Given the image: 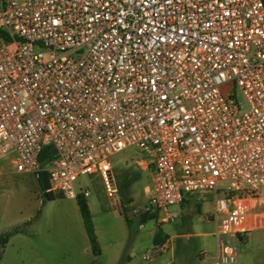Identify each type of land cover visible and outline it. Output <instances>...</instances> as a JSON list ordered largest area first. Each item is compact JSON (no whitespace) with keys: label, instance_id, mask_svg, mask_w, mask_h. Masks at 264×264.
Masks as SVG:
<instances>
[{"label":"built area","instance_id":"built-area-1","mask_svg":"<svg viewBox=\"0 0 264 264\" xmlns=\"http://www.w3.org/2000/svg\"><path fill=\"white\" fill-rule=\"evenodd\" d=\"M129 146L141 213L175 222L210 193L214 264H238L264 227V0H0V163L57 198L90 197L82 176L113 196Z\"/></svg>","mask_w":264,"mask_h":264},{"label":"rangeland","instance_id":"rangeland-1","mask_svg":"<svg viewBox=\"0 0 264 264\" xmlns=\"http://www.w3.org/2000/svg\"><path fill=\"white\" fill-rule=\"evenodd\" d=\"M142 159L146 156L136 146L110 157L118 181L113 196L107 194L99 176H82L77 183L91 192L87 200L100 239V256L92 254L77 199L59 196L42 205L44 198L36 175H0V235L16 226H26L24 232L9 240L4 250L0 248V264H213L215 237L201 234L214 229L204 227L198 212L190 217L189 225H183L181 219L165 226L157 220L141 225L136 215L147 205L146 187L151 179L150 173L138 166ZM8 164L1 162L0 171L11 166ZM193 197L186 195V199ZM210 198L214 200V196ZM212 206L211 201L204 207L207 210ZM38 210L39 220L27 224ZM178 210L177 206L170 208ZM158 233L165 239L176 236L165 252H153L158 249L154 243ZM240 247L243 250L246 245L241 243ZM147 255L150 260L144 258Z\"/></svg>","mask_w":264,"mask_h":264},{"label":"crops","instance_id":"crops-1","mask_svg":"<svg viewBox=\"0 0 264 264\" xmlns=\"http://www.w3.org/2000/svg\"><path fill=\"white\" fill-rule=\"evenodd\" d=\"M8 165H10V164H8ZM16 174H19V173H16L12 166H7L5 169H2L0 171V175L10 176V175H16ZM36 178H37V182H38V186H39L38 176H36ZM210 196H211L210 193L197 194V195H195V197H193V199L187 198L180 208L181 216H182L181 221L183 222V225H187V224L189 225L190 217L194 216L195 213L198 212L199 214H201L200 221L204 224V227H206L208 230H211L210 227L213 226V229H214L213 231H209L207 233L206 232L202 233L201 234L202 236H208V235L214 236L213 233L215 231V223L208 219V217L210 215H212V213L214 211V200H211ZM211 201L213 203L212 209L205 210V207H204L205 203H208ZM47 202H50V201H47ZM44 204L45 203L42 202V205H44ZM78 209H79V207H78ZM38 211H37V213H38ZM37 213L33 218L28 220L27 223L31 222L32 224H35V222H37L39 220V217L36 219ZM159 219H157V222H158V224H162L160 226H165L167 224L172 223V222H161V220H159ZM82 222H83V219H82ZM16 227H18V226H16ZM254 232H257V233L253 234ZM17 234H20V233H17ZM96 234H97L98 240H100L97 230H96ZM14 235H16V234H14ZM86 235H87V233H86ZM173 238H176V236L173 235L172 237H167L165 239L166 240L165 243H171ZM8 243H9V241H8ZM7 244H6V246H7ZM243 244L246 245V248L243 250L241 249L238 264H264V227H260V228L252 230L248 234L247 241ZM6 246H5V248H6ZM90 248H91V245H90ZM213 264H214V261H213Z\"/></svg>","mask_w":264,"mask_h":264},{"label":"trees","instance_id":"trees-1","mask_svg":"<svg viewBox=\"0 0 264 264\" xmlns=\"http://www.w3.org/2000/svg\"><path fill=\"white\" fill-rule=\"evenodd\" d=\"M54 151L51 146L45 147L39 157L40 162L45 165L48 162H50L54 158ZM38 181H39V187L42 192V196L44 198L43 203L47 201H53L54 199L57 198V196L53 195L52 193L48 192L49 189V182L47 178L46 172H41L38 175ZM77 205L79 207L85 231L87 233L90 245H91V250L93 255L95 256H100L102 253L101 246L96 234L94 222H93V216L88 204V200L85 197H78L77 198ZM41 210L38 211L36 219L40 216ZM137 217L140 219L141 225L146 223L149 220H157V215L156 214H146V213H139ZM126 222L130 227V219L128 216H126ZM31 222H28L27 224H30ZM26 224V225H27ZM26 230V226H18L15 227L6 233L0 235V248L3 250L8 243L9 239L17 233L24 232ZM154 243L156 245H162L165 243V238L161 237L160 233H158L154 237Z\"/></svg>","mask_w":264,"mask_h":264}]
</instances>
